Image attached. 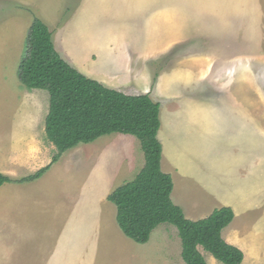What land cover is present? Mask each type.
Instances as JSON below:
<instances>
[{
  "label": "rangeland",
  "instance_id": "obj_1",
  "mask_svg": "<svg viewBox=\"0 0 264 264\" xmlns=\"http://www.w3.org/2000/svg\"><path fill=\"white\" fill-rule=\"evenodd\" d=\"M240 1L241 5L235 3L238 0H195L187 9L181 5L172 10L176 0H0V172L11 170V178L20 180L50 165L56 154L45 131L50 95L26 88L18 75L35 19L49 27L61 57L93 80H104V56L92 64L91 53L102 54L112 33L122 31L124 43L138 53L134 60L139 77L146 76L134 90L136 94L154 89L182 58L195 57L194 62L214 61L212 76L221 85L227 75L218 76L219 63L229 69L230 79L238 78L239 70L246 66L252 70L253 95L260 98L264 96V0ZM161 6L165 7L159 10ZM171 25L180 27L173 36H179L181 29L188 40L172 39L164 53L146 56L148 47L158 51L168 46ZM126 49L122 44L115 52ZM222 65L220 72L226 70ZM205 87L210 88L206 97L220 94L213 85ZM230 89L226 87V92ZM234 90L251 94L248 87L237 85ZM23 133L28 134L21 138L24 145L19 141ZM31 134L36 138L42 134V144ZM135 142L138 145L133 147ZM20 159L25 162L19 163ZM144 165L145 156L135 137L112 134L69 150L39 182L5 184L0 188V264H53L59 245L63 251L62 245L83 247L95 238L102 241L104 227L99 226L104 225V194L134 181ZM110 204L114 211L110 229L115 238L126 239L117 224V208ZM261 233L258 264H264V231ZM150 241L147 247L132 246L151 255L182 249L178 230L170 224L154 230ZM247 260L245 264H251L250 255Z\"/></svg>",
  "mask_w": 264,
  "mask_h": 264
},
{
  "label": "crops",
  "instance_id": "obj_2",
  "mask_svg": "<svg viewBox=\"0 0 264 264\" xmlns=\"http://www.w3.org/2000/svg\"><path fill=\"white\" fill-rule=\"evenodd\" d=\"M192 1L195 0H176V5L171 6L172 10L181 5V9H187ZM207 1L214 3V0ZM235 3L242 4L240 0ZM178 24L180 26L181 23ZM179 26L171 25L168 46L158 51L148 47L146 56L164 53L171 47L172 39H179L180 43L187 41L189 36L186 37L181 29L179 36L172 35ZM121 32L112 33L111 40L104 44L102 54L92 52L90 55L92 64L104 56V82H98L130 96L150 95L153 101L160 103L161 128L158 138L163 146L162 170L173 179V202L183 209L186 218L191 221L206 219L216 209L231 208L235 218L223 231V238L245 253L243 264L248 261V255L251 264H258L257 259L262 252L257 245L264 231V96L258 98L253 95L252 70L245 66L239 70L238 78L235 75L230 79L229 69L221 64L226 70L220 72L219 63L216 73L218 76L227 75L221 85L212 76L216 67L213 60L203 62L197 59L201 62H194L195 57H184L178 66L161 77L154 89L136 94L134 90L146 76L139 77L137 72L140 69L134 60L138 53L135 47L124 43ZM116 38L117 43L114 41ZM122 44L127 49L115 52L116 47ZM196 54H199L198 51ZM74 68L83 73L81 69ZM110 70L115 71L110 73ZM206 84L213 85V89L220 91V94L206 97L210 91V88L205 87ZM237 85L248 87L251 94L236 92L234 87ZM226 87L231 89L226 92ZM257 101L259 103L256 104ZM23 135L28 137V134H22L19 138L22 145ZM33 136L31 134V138L39 139L42 144L41 136ZM136 145L137 142L133 147ZM125 147L130 148L128 145ZM133 151L135 153L134 148ZM24 162L25 159L19 160V163ZM10 173L11 170H7L2 174L10 176ZM110 194H104V225L99 226L101 229L104 227V233L100 234L104 235L103 240L97 242L95 238L83 247L62 245L65 248L63 251L59 245L53 264H186L182 249H177V253L157 256L139 253L135 249L137 246H132L135 242L126 237L127 240L119 236L115 238L109 225L114 211L109 201H106ZM34 200L31 208L35 206ZM26 206L30 208L28 203ZM124 241L130 244L126 245ZM150 242L139 246L147 247ZM199 251L208 264H218L213 257L206 256L202 247H199Z\"/></svg>",
  "mask_w": 264,
  "mask_h": 264
},
{
  "label": "trees",
  "instance_id": "obj_3",
  "mask_svg": "<svg viewBox=\"0 0 264 264\" xmlns=\"http://www.w3.org/2000/svg\"><path fill=\"white\" fill-rule=\"evenodd\" d=\"M18 75L26 88L50 95L45 131L56 154L50 165L26 178L17 180L0 173V188L40 180L80 144L112 134L133 136L141 145L145 165L134 181L108 197L117 208V223L124 236L146 245L154 230L170 224L178 230L186 264H208L199 247L222 264H243V251L228 244L222 235L234 221L231 208L216 209L206 219L191 221L173 202V179L162 170L160 103L150 95L130 96L110 89L75 69L58 53L49 27L39 19L31 25Z\"/></svg>",
  "mask_w": 264,
  "mask_h": 264
}]
</instances>
